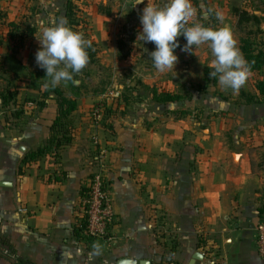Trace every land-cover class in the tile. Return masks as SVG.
<instances>
[{"label":"crops","instance_id":"obj_1","mask_svg":"<svg viewBox=\"0 0 264 264\" xmlns=\"http://www.w3.org/2000/svg\"><path fill=\"white\" fill-rule=\"evenodd\" d=\"M95 2L0 0L2 29L10 21L35 28L16 52L9 38L0 46V77L10 79V86L0 80V264H189L195 253L193 264H264L252 240L264 202V169L254 166L264 152V102L231 107L230 118L212 119L218 127L199 128L201 119L183 117L180 103L154 101L146 118L111 117L109 131L92 124V99L81 97L70 116L71 141L27 159L47 145L57 114L53 95L42 107L28 100L41 89L31 76L40 69L38 39L61 18L69 28L102 30L103 20L92 25L90 18L102 17ZM79 14L83 21H74ZM13 90L15 102L3 105L2 93ZM95 172L114 209L112 244L86 243L77 233L82 192Z\"/></svg>","mask_w":264,"mask_h":264},{"label":"rangeland","instance_id":"obj_2","mask_svg":"<svg viewBox=\"0 0 264 264\" xmlns=\"http://www.w3.org/2000/svg\"><path fill=\"white\" fill-rule=\"evenodd\" d=\"M94 1L96 2L93 8L97 7L102 11V17L99 19L91 15L90 18L93 22L92 25L103 20L102 30L97 29L94 31V26L90 25L85 28L70 27V29L81 34L87 45H92L91 49L95 61H88L79 73L74 74L76 78L74 85L78 89L72 90L63 81L59 86L64 90L66 96L74 97L75 100L81 97H90L92 100L89 115L92 107L96 105L102 107L103 117L101 119H104L102 123L106 125H108V120L111 117H116L118 114L129 115L130 118L148 117L151 107L149 103L154 101H152L148 89L145 88L146 85L155 88L157 91L171 90L172 93L179 95L181 99L175 103H180L182 107H185L183 117L198 119V121L201 119L203 125L199 122V128L201 126L208 127L209 124L212 127H218V122L211 124L212 119L226 120L230 118L227 114L231 107L240 108L246 104V98L242 97L240 92L255 95L256 82L260 78L264 79V70L260 73L248 72L245 84L237 92H233L231 89H222L218 84V79L209 75L212 69L208 65L213 57L207 44L194 45L192 52H186L182 49L177 50L175 55L178 59L174 71L158 72L153 66L149 55L150 52L155 50V45L140 41L138 37L139 32L142 30L139 19L142 10L148 2L151 3L153 0H143L142 3L138 4H134L135 0ZM156 2H162V0H156ZM163 2H166V0H163ZM191 4L197 10V14L186 26L198 22L213 30L227 29L235 40L237 47L240 38L248 36L256 48L264 52V31L259 28L264 23V0H191ZM77 5L83 7L85 3H77ZM32 9L34 11L36 6H33ZM235 9H246L251 15L254 14L259 17L260 22L249 21L239 25ZM79 16L78 18L75 17L74 21H76L75 19L83 21L81 16L84 15L79 14ZM6 28L2 29L1 27L2 33L6 32L8 29ZM95 32H98V34H95ZM18 48H14L12 53L16 52ZM16 66L18 69L19 65ZM37 71L45 73L41 68ZM205 71H207L206 74ZM0 80L8 81L7 85L10 86V79L0 77ZM36 80H33L36 83L35 89L40 88L39 82H43L42 79ZM19 81H22L23 85V83H28L29 80L25 78ZM30 86H32V83ZM38 92L40 93V90ZM39 93L28 99L33 102L39 101L37 100L40 99ZM20 100L22 101L21 98ZM162 112L165 114V111ZM176 112L174 116L180 117V110ZM238 116L244 118L241 111H238ZM238 116L236 115V119ZM90 121L93 125H98L94 123L91 115ZM230 131L232 132V130ZM242 133H244L243 130ZM255 163H258L256 165L257 169H264V152L262 158L258 155L254 161V166ZM259 207L262 212L258 214V221L263 217V201L260 202ZM255 226L252 231V240L257 251Z\"/></svg>","mask_w":264,"mask_h":264},{"label":"clouds","instance_id":"obj_3","mask_svg":"<svg viewBox=\"0 0 264 264\" xmlns=\"http://www.w3.org/2000/svg\"><path fill=\"white\" fill-rule=\"evenodd\" d=\"M142 2L135 0L134 4ZM196 14L191 0H153L142 10L139 18L142 30L138 37L140 41L155 45L149 55L153 66L161 73L174 71L178 59L174 52L179 46L177 37H184L186 43L182 50L186 52H192L194 45L207 44L213 57L208 65L212 69L209 75L218 79L222 89L237 92L245 84L248 67L235 40L227 29L213 30L198 22L186 26ZM38 40L40 50L35 55V62L48 78L42 90L55 88L62 81H73L74 74L88 63L87 42L81 34L67 27L63 18L53 20ZM94 247L99 248L98 245Z\"/></svg>","mask_w":264,"mask_h":264},{"label":"trees","instance_id":"obj_4","mask_svg":"<svg viewBox=\"0 0 264 264\" xmlns=\"http://www.w3.org/2000/svg\"><path fill=\"white\" fill-rule=\"evenodd\" d=\"M68 7L70 6V3L68 2ZM236 15H237V23L239 25L243 24V23H247L249 21H254L255 23H259L260 19L259 17H257L256 15H251L246 9H235ZM70 13L67 14V18H69ZM21 22H14V21H10L7 23L8 31L4 33H2L1 31V27L0 26V46L2 45L3 42V38H9L12 43H13V47H11V50L13 51L14 48L20 47L24 40L26 38H28L29 36L33 35L35 33V29L30 27L29 25H25L24 27H21ZM179 46L174 50V52H176L177 50L182 49V47L184 46V43H186L185 39L183 36L177 37ZM92 45H87L86 46V51L88 54V61L89 62H94V53L91 49ZM238 49L240 51V53L242 54L244 60L246 61L247 67H248V72L250 73H260L261 71L264 70V52L258 48H256L255 44L253 43V41L248 37V36H244L241 37L239 40V46ZM1 64V61H0ZM3 67H1L0 65V69H2ZM207 73V71H205V74ZM32 78H34V80L36 79H42L43 82H39L40 83V100L36 102V104L39 107H42L45 105V102L47 99H49L50 95H53V99L56 102L57 105V114L54 118V120L52 121L51 125H50V137L48 139L47 145L41 148H38L37 150L28 153L27 155V159L31 160V161H35L38 158L44 156L45 153H47L48 151L51 150H57L58 148H60L63 145L68 144L72 137H71V133H70V125H69V121H70V116L71 113L76 109V100L74 97H68L65 95L64 90L58 85L55 88L50 87L48 90H42V85L43 83L46 82V80H48V78L45 76L44 72H40V71H34L32 73ZM75 75L73 77V81L75 80ZM37 81V80H36ZM73 81H69V82H63L65 83L67 86H69L72 90H76L78 89V87H76L74 85ZM145 88L148 89V93L151 96V99L157 103L160 104H167L169 102H176L178 101L181 97L177 94H174L172 92L169 91H157L155 88L153 87H148L145 85ZM255 89H256V93L254 94H250V93H245L243 91L240 92V95H242V97L246 98V104L249 103H263L264 102V79L260 78V80H258L256 82L255 85ZM15 92H11V91H5L4 93H2L1 95V100L3 105L11 102H15ZM29 100V99H28ZM17 116L20 114V112L16 113ZM103 117V116H102ZM104 119H101L98 123V125L105 127L107 130H111V126L105 125L104 123H102ZM89 187L87 186L83 192H82V198L86 196V193L88 191ZM262 209L259 208V214H261ZM79 223L81 228L85 225V216L79 217ZM81 228H77V233L79 234V230H81Z\"/></svg>","mask_w":264,"mask_h":264},{"label":"built area","instance_id":"obj_5","mask_svg":"<svg viewBox=\"0 0 264 264\" xmlns=\"http://www.w3.org/2000/svg\"><path fill=\"white\" fill-rule=\"evenodd\" d=\"M90 115L94 123L98 124L102 118V107H92ZM88 187L79 210V217L85 216V225L81 228L78 224L81 228L80 237L86 243L101 241L112 244L115 239L110 224L114 219V209L101 172L92 174ZM255 244L257 253L264 257V211L262 219L255 226Z\"/></svg>","mask_w":264,"mask_h":264},{"label":"water","instance_id":"obj_6","mask_svg":"<svg viewBox=\"0 0 264 264\" xmlns=\"http://www.w3.org/2000/svg\"><path fill=\"white\" fill-rule=\"evenodd\" d=\"M199 256H201L199 253H195L192 257L193 261H190L189 264H193L195 259H198ZM115 264H150V261L148 260H140L137 261L136 259L133 258H119Z\"/></svg>","mask_w":264,"mask_h":264}]
</instances>
